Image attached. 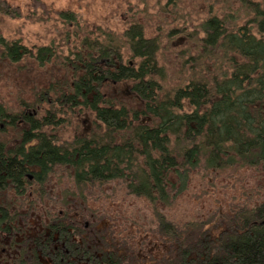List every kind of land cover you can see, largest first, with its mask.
<instances>
[{"label":"trees","instance_id":"trees-1","mask_svg":"<svg viewBox=\"0 0 264 264\" xmlns=\"http://www.w3.org/2000/svg\"><path fill=\"white\" fill-rule=\"evenodd\" d=\"M0 13L21 15L9 0H0ZM254 13L258 35L208 20V42L213 36L227 58L222 75L169 87L159 39L140 22L122 30L121 44L111 34L100 43L101 28L60 12L63 23L78 26L76 38L83 27L81 44L73 49L67 34L61 56L70 79L17 111L0 102V264H185L187 253L202 264H264V7ZM0 53L40 66L58 58L54 43L29 47L3 37ZM122 83L124 97L106 91ZM85 114L90 130L66 135L69 121ZM200 174L203 183L226 180L221 212L184 225L162 217L158 206L171 207ZM134 200L158 221L157 237L122 212ZM122 222L127 235L115 227Z\"/></svg>","mask_w":264,"mask_h":264},{"label":"rangeland","instance_id":"rangeland-1","mask_svg":"<svg viewBox=\"0 0 264 264\" xmlns=\"http://www.w3.org/2000/svg\"><path fill=\"white\" fill-rule=\"evenodd\" d=\"M9 1L13 3L15 9L16 7L20 9L21 15L14 18L0 13V37L8 41L23 40L29 47H41L54 43L58 53L56 60L47 62L43 66L30 58L12 63L9 59L3 58L0 53V102L15 111L23 107L24 103L35 102L39 92L48 90L52 83L70 79L72 66L67 65L69 64L67 61L63 62L61 57L62 54L67 55V34L71 35L72 39L75 38L72 42L73 49L81 44L84 34L82 27L79 29L80 33L76 35L77 38L75 37L78 26L63 23L59 16L62 11L72 13L78 21L83 20L90 27L101 28L107 35L97 37L100 43L107 42L110 34L116 40L118 37L121 38L122 30L134 22H140L144 26L146 36L159 39L161 45L159 61L167 70L165 83L169 87H176L187 83L192 77L214 76L216 78L229 68L226 63L227 58L220 48L221 44H216V49L212 47L215 44L213 36L208 42L210 35L214 33L207 23L208 20L219 19L226 32L238 31L245 25L258 35L257 24L260 21L254 13L255 5L264 7V0H172L171 4L169 0ZM91 39L94 40L95 37ZM116 43L121 44V41L117 40ZM205 44L210 46L203 49ZM210 51L211 54L207 53ZM106 91L111 95L124 97V93L128 91V85L122 83L112 87L106 86ZM124 99L130 107L137 106L139 103V99L134 96ZM91 120L92 116L87 114L73 117L66 126L65 134L73 136L74 133L88 132L91 128ZM204 180L206 182L203 183L201 174L197 176L192 186L194 188L184 193V196H179L171 207L159 205L158 210L162 217L171 218L180 225L216 217L218 212H221L218 203H223V196H229L231 190L224 192L226 186H223L226 180L221 177L217 179L210 177ZM209 181L211 186L207 185ZM104 189L111 191L114 188L109 186ZM93 198L94 196L91 199ZM98 200L105 206L108 204L114 206L111 202L106 204L105 196H100ZM100 204L93 205L100 207ZM131 204L133 206H127L131 207V210H127L126 206L122 205V212L132 218L138 216V224L145 231L148 230L152 236L157 237L158 221L157 225L155 218H153L155 222L152 221L151 210L146 209L147 204L142 205L138 200H134ZM143 210L147 215H141ZM84 221L91 223L90 219ZM126 226L125 222L115 225L122 230V234H125ZM130 229L135 230L133 226ZM131 238L134 239V235ZM197 253L194 251L193 254ZM184 259L185 264L203 263L201 255L197 257L187 253Z\"/></svg>","mask_w":264,"mask_h":264},{"label":"flooded vegetation","instance_id":"flooded-vegetation-1","mask_svg":"<svg viewBox=\"0 0 264 264\" xmlns=\"http://www.w3.org/2000/svg\"><path fill=\"white\" fill-rule=\"evenodd\" d=\"M221 22V21H220ZM222 23V22H221ZM244 27H247V26H245V25H243ZM243 26H241L242 28H244ZM240 29V28H239ZM233 32H237V31H233ZM253 32V31H252ZM85 222V221H84ZM89 224L90 223H87V222H85L84 223V227L86 228V229H88L89 228ZM40 253H42V252H40Z\"/></svg>","mask_w":264,"mask_h":264}]
</instances>
